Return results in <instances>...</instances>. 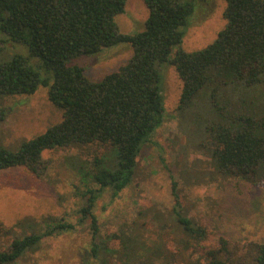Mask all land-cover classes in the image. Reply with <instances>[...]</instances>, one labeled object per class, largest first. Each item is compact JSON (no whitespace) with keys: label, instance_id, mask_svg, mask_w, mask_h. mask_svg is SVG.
Returning a JSON list of instances; mask_svg holds the SVG:
<instances>
[{"label":"trees","instance_id":"obj_1","mask_svg":"<svg viewBox=\"0 0 264 264\" xmlns=\"http://www.w3.org/2000/svg\"><path fill=\"white\" fill-rule=\"evenodd\" d=\"M126 1L0 0V34L5 37L0 42L27 48L26 55L15 54L0 63V98L30 95L43 86L61 112L58 123L16 149H7L0 141V171L23 167L40 178L51 164L43 152L79 148L88 160L76 171L87 186L81 192L85 203L77 211L76 225H89L91 254L98 259L106 247L97 243L95 202L107 188L116 197L131 183L142 147L162 123V68L168 64L182 81L177 111L195 110L192 116L201 120L197 147L209 158V170L202 171L205 179L237 178L257 187L264 183V115L250 110L251 104L217 102L219 91L229 84L247 90L264 85V0H222L226 24L197 51H185L182 42L200 3L207 0H142L149 14L144 30L134 34L121 33L115 22ZM121 43L131 45L132 56L99 81L90 80L82 66L71 63ZM199 93L208 99L205 111L195 100ZM3 119L0 109V123ZM111 150L115 158L106 162ZM176 186H171V214L177 216L178 229L171 243L194 260L191 264H237L225 239L220 238L217 247L208 246L207 229L179 215ZM75 227L52 217L22 218L10 227L0 221V234L9 239L6 251L0 252V264L16 262L42 239ZM157 243L164 254L154 262L170 264L176 252L169 251L167 258V243L162 238ZM251 264H264V245L257 246Z\"/></svg>","mask_w":264,"mask_h":264},{"label":"rangeland","instance_id":"obj_2","mask_svg":"<svg viewBox=\"0 0 264 264\" xmlns=\"http://www.w3.org/2000/svg\"><path fill=\"white\" fill-rule=\"evenodd\" d=\"M225 7L222 0L201 2L186 30L182 49L197 51L210 44L226 24ZM148 14L142 0H127L124 13L117 15L115 22L121 33L134 34L144 30ZM4 38L0 34V40ZM15 54L26 55V46L0 42V63ZM132 54L131 45L121 43L102 48L96 55L79 56L71 63L82 66L90 80L99 81L124 65ZM162 69V123L142 147L131 183L116 197L107 188L93 208L99 228L97 243L106 247L102 258L91 254L89 225H76L77 211L85 203L81 192L87 186L76 167L84 166L88 157L72 147L43 152V157L51 161L43 177H36L23 167L0 171V221L4 226H13L22 218L46 217L64 219L76 226L72 231L42 239L33 251L8 264H161L154 262L164 254L157 243L161 238L169 247H165L167 258L169 251L176 252L170 264H191L194 260L170 240L178 229L177 216L171 214L173 183L177 185L179 215L207 229V245L217 247L223 238L237 264H251L257 246L264 245V183L257 187L237 178L219 177L211 182L205 179L202 171L209 170V158L197 147L201 120L192 116L195 110L192 114L177 111L182 81L173 65ZM200 93L195 100L199 109L205 111L209 102L205 95L200 98ZM217 102L230 106L251 104L250 110L263 116L264 85L247 90L229 84L219 91ZM0 109L4 110L0 141L7 149H16L22 141L61 120V112L48 100L47 88L43 86L30 95L0 98ZM199 114L197 107L196 117ZM114 158L115 152L111 150L106 162ZM157 213H161L160 217ZM8 245L9 239L0 234V252L6 251Z\"/></svg>","mask_w":264,"mask_h":264}]
</instances>
